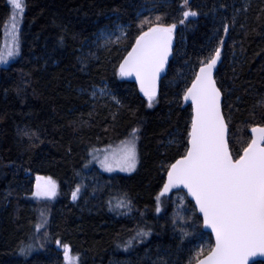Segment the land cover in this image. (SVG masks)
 Returning a JSON list of instances; mask_svg holds the SVG:
<instances>
[{"label": "trees", "instance_id": "trees-1", "mask_svg": "<svg viewBox=\"0 0 264 264\" xmlns=\"http://www.w3.org/2000/svg\"><path fill=\"white\" fill-rule=\"evenodd\" d=\"M25 3L19 51L0 62V264H64L65 243L79 252V264H195L196 239L173 226L174 195H161L167 169L189 143L193 114L184 91L200 64L223 48L217 82L235 157L251 139V125L264 123V0ZM11 9L10 0H0V48L7 46ZM188 9L194 11L185 16ZM150 23H174L176 39L152 104L119 73ZM116 25L127 28L119 46L97 43L102 30ZM100 87L114 100L93 97ZM133 128L140 158L134 174L109 177L91 167L96 151L120 143ZM37 173L59 185L47 246L35 226ZM77 185L82 193L73 198ZM180 193L196 231L214 243ZM25 244L31 247L22 252Z\"/></svg>", "mask_w": 264, "mask_h": 264}, {"label": "snow or ice", "instance_id": "snow-or-ice-1", "mask_svg": "<svg viewBox=\"0 0 264 264\" xmlns=\"http://www.w3.org/2000/svg\"><path fill=\"white\" fill-rule=\"evenodd\" d=\"M10 3L12 43L0 48V62L19 51L16 20L22 16L26 3L25 0H10ZM193 11L188 9L183 14L187 16ZM174 28V23H150L135 37V43L119 65L120 75H135L149 104L154 101L157 81L171 51ZM219 57L220 47H216L207 62L200 64L195 79L184 91V99H191L194 112L188 131L189 143L184 154L167 169V180L161 191L167 192L173 185H186L203 213V223L210 225L215 233V242L209 245L207 255L200 256L202 249L197 252L196 264H248L249 256L264 253V123L251 125V139L234 157L221 110V90L213 76ZM131 131L118 146L103 153L100 162L105 168L124 167L131 171L136 166V129ZM77 190L73 191V198ZM55 193L56 182L50 176L37 173L33 195L54 196ZM144 231L140 229L141 233ZM29 247L25 244L20 250L23 252ZM63 247L67 264H79V252L72 253L67 243Z\"/></svg>", "mask_w": 264, "mask_h": 264}, {"label": "rangeland", "instance_id": "rangeland-1", "mask_svg": "<svg viewBox=\"0 0 264 264\" xmlns=\"http://www.w3.org/2000/svg\"><path fill=\"white\" fill-rule=\"evenodd\" d=\"M24 14H25V9L23 11L22 16H20L16 20V23L18 26L16 29L17 37H18V32L21 27L23 18H24ZM12 23H13V19L11 20L9 24V28H8V33H7V38H6L7 45H10L12 43V32H13ZM173 34L175 33L173 32ZM126 35H127L126 26L116 25L113 28H107V29L102 30L97 37V43H100L101 45L105 47L119 46L120 43L126 37ZM15 55L10 56V57H14ZM92 95L93 97L107 98L110 100H114V96L112 95L111 92H109V90L106 87L95 88L92 92ZM136 136H137V140H136L137 161H136V166L131 171H128L124 167L108 169V168H105L100 162L103 153L106 150L110 151L111 148L118 146L119 143L113 146H110L107 149L105 148V149L96 151L94 153V158L96 161L92 160V162H90L91 167L95 168L96 171H98L99 173L109 176V177L117 176V175L128 176V175L134 174L136 170L138 169V166L140 163L139 131L138 130L136 131ZM81 193H82V188L78 189L77 195H76L77 198L80 196ZM173 195H172L173 196L172 204L174 205V210L172 214L173 226L176 229L184 232L188 238L196 239V244L194 245L195 246L194 256L196 257L198 251H200L201 249L202 251L205 249H208L209 245L212 244V242L207 235H201L200 233H198V231H196V228L193 223L192 214L186 206L185 197L181 195L180 192L175 193ZM58 197H59V185L57 182H56V193L54 196H37L36 195L35 201L37 203V212H38V217H39L38 223L41 225L40 228H38V235H39L40 242L42 243L43 246H47L49 244L48 228H49V223H50L51 207L55 203ZM63 258H64V248H63ZM64 264H67V261H65V259H64Z\"/></svg>", "mask_w": 264, "mask_h": 264}, {"label": "water", "instance_id": "water-1", "mask_svg": "<svg viewBox=\"0 0 264 264\" xmlns=\"http://www.w3.org/2000/svg\"><path fill=\"white\" fill-rule=\"evenodd\" d=\"M175 47H176V39H175V35L172 34L171 51L169 53L168 60L165 63V67L161 70L159 79L157 81V90H156V96H155V98H157L159 96V94H160L161 83L165 79V77L167 76L170 62L173 59ZM222 52H223V48H220V57L218 58V60L216 62V65L213 68V76L215 78L217 87H219L218 82H217V74L219 72V69H220L222 63H223ZM126 78L129 79L130 81L134 82L137 85V87L139 89V93L141 94L142 97L148 99L147 96L144 94L143 90L140 88L139 81L136 79V77H135L134 74L128 75V76H126ZM184 102H186L187 104H189L192 107V114H194V112H193V105H192L191 99L190 98L187 99V100L184 99ZM220 103H221V110H222V112L224 114V108H223V105H224V94H223L222 91H221ZM224 117H225V114H224ZM225 121L227 123L226 118H225ZM227 125H228V123H227ZM249 133H250V136L253 135L252 129L249 131ZM226 135H227V139H228V145H229V148H230V144H229V135H230V133H229V126L227 127ZM166 180H167V175H166ZM178 192L185 193L186 196H187V198L195 205V208L197 210L198 215L202 218L203 231L205 233L210 234L211 237H212V239H213V242H215V233H214V231L211 229V226L210 225H205L203 223V213L200 211L199 205L195 201V197H193L191 195V193L188 191L186 185H173L167 192H162L161 191V195L163 197H170L173 194L178 193ZM261 262L262 263L264 262V253H261V252H256L253 255L249 256V258H248V264H257V263H261Z\"/></svg>", "mask_w": 264, "mask_h": 264}]
</instances>
